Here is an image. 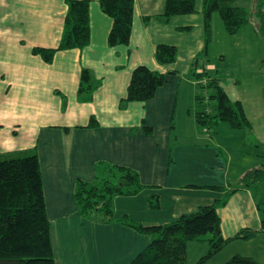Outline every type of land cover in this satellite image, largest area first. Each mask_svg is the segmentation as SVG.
Returning a JSON list of instances; mask_svg holds the SVG:
<instances>
[{
	"label": "crops",
	"instance_id": "1",
	"mask_svg": "<svg viewBox=\"0 0 264 264\" xmlns=\"http://www.w3.org/2000/svg\"><path fill=\"white\" fill-rule=\"evenodd\" d=\"M89 1V42L59 49L46 61L34 48L59 45L67 0H0V157L37 153L55 264H130L153 235L119 217L146 226L165 224L218 200H225L216 210L222 235L231 238L226 244L241 239L246 245L234 244L229 256L262 264L264 191L256 199L252 188L264 182L240 185L248 170L235 184L229 181L230 158L212 140L215 130L208 132L197 119V90L192 109L180 110L183 79L198 87L196 58L200 53L208 58L203 0H196L195 12L167 22L158 18L166 0H134L130 39L115 45L108 40L112 16L101 0ZM243 1L254 9V0ZM249 28L259 32L251 22L241 30ZM159 43L177 47L173 62L156 59ZM140 64L165 80L153 97L127 100L133 69ZM84 68L99 82L90 99L78 93ZM232 100L243 103L251 122V128L237 129L251 133L254 124L244 101ZM113 166L137 172L142 188L114 197L112 219L85 216L75 197L78 181L93 182ZM242 229L256 234L235 238Z\"/></svg>",
	"mask_w": 264,
	"mask_h": 264
},
{
	"label": "trees",
	"instance_id": "2",
	"mask_svg": "<svg viewBox=\"0 0 264 264\" xmlns=\"http://www.w3.org/2000/svg\"><path fill=\"white\" fill-rule=\"evenodd\" d=\"M251 11L235 0H203L205 45L207 54L211 40V19L218 10L230 33H236L251 22L255 15L256 28L264 36V0H254ZM68 10L65 28L59 45L55 48L35 47L46 61H51L59 49L83 47L90 40V1L67 0ZM102 9L113 18L109 43H128L131 34L134 0H101ZM196 11V0H166L163 13L158 15L167 22L177 14ZM174 44L159 43L155 48L156 59L171 63L176 59ZM196 75V74H195ZM198 77V75H196ZM165 75L140 64L133 69L128 86L127 100H147L153 97ZM198 81V78H197ZM98 81L89 69L81 74L78 93L82 99H90ZM198 83L196 95L197 119L210 132L218 122L228 121L234 128H251L243 103L232 100L215 77L208 84L209 99L216 102L214 110L208 108L203 96V87ZM95 122L92 120L91 124ZM263 148L264 144H259ZM264 182V159L256 167L245 172L240 185L248 186ZM142 188L137 172L125 166L108 167L93 182L79 180L75 197L85 216L101 220L115 217L114 197L117 194H132ZM235 188L229 192L234 191ZM202 205L196 211L183 214L177 219L157 225L136 224L126 215L119 217L123 222L153 235L148 246L130 264H188L187 246L192 239L208 240L209 251L197 264H208L211 255L221 250L231 239L222 235L220 217L216 206L225 200ZM256 232L242 229L235 237H252ZM230 264H257L252 257L235 254ZM0 264H55L49 220L43 193V181L39 158L34 151H22L0 157Z\"/></svg>",
	"mask_w": 264,
	"mask_h": 264
},
{
	"label": "rangeland",
	"instance_id": "3",
	"mask_svg": "<svg viewBox=\"0 0 264 264\" xmlns=\"http://www.w3.org/2000/svg\"><path fill=\"white\" fill-rule=\"evenodd\" d=\"M235 3L241 5L245 1L235 0ZM256 20L255 15H251V23L256 24ZM211 28L208 58L202 53L196 58V62L199 63L198 69L200 68L196 75L203 87L202 94L208 102V108L212 111L215 102L209 99L208 84L218 77L229 97L240 98L244 101L254 124V129L251 133L249 132L250 134L245 129L231 127L228 121H221L212 129L215 130L211 137L212 140L221 145L228 159L230 158L231 172L229 171L228 179L235 184L242 173L260 163L263 153V148L259 144L264 142V36L250 28L237 33L228 32L218 10L212 14ZM182 53V60H184L187 51L183 50ZM202 65L204 66L200 67ZM196 90L200 91L193 81L183 79L181 111H185L190 107L189 105H192L191 100ZM261 190L264 191L263 185H256L252 188L256 199H260L259 191ZM261 198L260 202L262 201L263 206L264 197L261 195ZM262 213L264 215V210ZM236 240L234 239L232 244H225L221 250L211 255L207 263L230 264L229 259L232 256L229 254L232 252V246L236 243L242 248L246 246L241 239ZM209 248L208 240H190L187 246L188 264H197L200 257L208 253ZM262 259L264 261V256ZM263 261L262 264H264Z\"/></svg>",
	"mask_w": 264,
	"mask_h": 264
}]
</instances>
